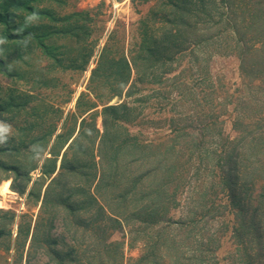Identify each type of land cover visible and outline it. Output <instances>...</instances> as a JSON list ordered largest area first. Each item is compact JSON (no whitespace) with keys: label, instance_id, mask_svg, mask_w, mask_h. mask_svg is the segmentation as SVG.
I'll use <instances>...</instances> for the list:
<instances>
[{"label":"rangeland","instance_id":"rangeland-1","mask_svg":"<svg viewBox=\"0 0 264 264\" xmlns=\"http://www.w3.org/2000/svg\"><path fill=\"white\" fill-rule=\"evenodd\" d=\"M216 1L217 13L212 8L205 18H195L188 47L140 80L133 74L121 96L111 97L112 83L93 82L92 71L105 45L111 47L110 57L131 58L143 34L140 21L157 0H66L64 10L87 11L93 18L92 38L97 44L87 67L66 70L81 62L73 59L79 56V43L55 41L66 52L61 65L36 49L23 54L33 72L41 68L45 73L47 85L33 78L11 79L0 72V93L5 87L30 92L36 100L29 107L38 109L36 114L31 110L34 115L23 111L13 120L11 115L0 120V148L7 147L10 138L22 137V126L35 123L34 132L42 131L41 122L49 123L56 114L43 112L45 101L61 109L51 145L60 132L76 135L85 120L83 135L72 150L81 161L79 171L85 170L92 152V159L99 162L103 133L102 117L91 115L99 114L106 104L126 103V112L112 119L119 137L116 143L121 145L118 164L129 178L147 171L155 174L128 206L137 211L136 218L104 224L96 207H82L78 220L69 221H64L62 212L54 216L53 203L43 207L50 180L44 179L40 166L29 174L25 187L21 179L13 184L0 171V228L10 232L0 238V264H53L44 243L48 230L61 246L64 242L80 252L75 264H264V0L224 5L223 0ZM154 23L149 22L156 33ZM92 103L98 106L89 111ZM125 138L130 139L128 144H122ZM138 141L152 147L142 153ZM70 144L62 138L45 150L44 158L57 161L53 177ZM235 146H240L237 162L247 186L246 197L236 202L224 182L229 171L225 156ZM143 187L149 190L143 193ZM114 202L119 200L110 204ZM146 205L153 209L151 216L139 211ZM38 221L41 228L31 245ZM82 224L90 229L83 232ZM109 242L117 246L108 247Z\"/></svg>","mask_w":264,"mask_h":264},{"label":"trees","instance_id":"trees-1","mask_svg":"<svg viewBox=\"0 0 264 264\" xmlns=\"http://www.w3.org/2000/svg\"><path fill=\"white\" fill-rule=\"evenodd\" d=\"M159 1L157 0V3L150 8L147 16L140 21L141 26H143V34L139 40V47L136 52H133L131 58L125 54L119 58L110 57L111 47L109 45L104 46L97 66L92 71L91 80L94 82L98 79L102 84L110 82L115 85L111 97L122 95V92L129 86L133 74L140 80L147 71L152 70L157 65L166 64L172 54L182 52L187 48L188 35H190L188 31L196 26L194 21L198 15L200 19H203L202 17L208 16L207 12L211 14L212 8L215 10L214 13H217L218 4L216 0ZM232 2L234 0H223L222 5ZM65 3L66 0H0V72L2 74L8 78L25 82L33 78L38 83L47 85V82L43 80V77L46 76L45 73L41 71V68L33 72L23 54L26 50L28 52L36 49L45 57L49 56L50 62H57L58 65H61L66 57V52H63L64 45L56 44L55 41L79 43V56L73 59L74 61L80 59L81 62L78 66L73 65L72 68H65L66 70L83 71L87 67L97 44V40L94 41L92 38L94 30L91 23L93 18L87 11L64 10ZM151 20L155 22V25H158L156 33L155 29H153L154 32L151 30L149 24ZM89 38L90 40H88ZM134 84H136V78L129 87L128 97L131 96V89ZM5 88V90L2 88L1 91H3L0 93V120H5L7 115H11V120H13V117L23 111L29 112L30 115L37 113V106L29 107V105L34 104L33 100H36L33 94ZM97 106V103H92L89 111ZM104 106L99 114H93L90 117L94 119L99 115L102 117L103 133L98 147V163L92 159V152L90 160L84 167L85 170L79 171L81 161L72 151L83 132L82 127L85 120L82 121L80 130L76 135L69 130V134L60 132L51 145L58 124H60V118L57 116L61 109H57L53 105L48 106L43 101V112L56 114L49 123L45 120L41 122L42 131L40 133L36 134L32 129L35 123L30 126H22L19 129L20 133L21 135L23 132L25 134L20 138H10L9 141L12 142L7 147L0 148L1 173L5 174L8 179L12 178L13 184L21 179L25 187L29 184V174L40 166L44 179L50 180L45 190L42 206L46 207L53 203L57 207L53 211L54 216L62 212L64 213V221H69L71 218L78 220L76 215L82 207L87 210H94L96 207L97 210L95 211L104 218V224L117 222L119 218L123 220L136 218L137 211L131 212L128 206L130 202L134 201L135 193L139 191L140 186L146 180L149 183L155 174L152 171H147L140 173L136 178H129L128 172L122 171V166L118 164L121 145L116 143L119 137L115 133L116 124L112 122V119H117L122 111L126 112L128 105L123 103ZM31 110L34 114L30 113ZM22 123L24 124L25 121L23 120ZM93 125L92 131L97 136L99 133H97L95 124ZM65 129L66 125L63 124L62 131ZM26 138L29 139L28 142H26ZM62 138L66 140V144L70 142L71 144L68 152L63 155L59 172L53 177L57 171V161L56 159L44 158V152L49 145L54 147ZM129 140L128 138L123 139L122 144H128ZM138 147L144 153L152 145L138 141ZM239 147H233L230 150L231 153H227L226 160H224V164L229 166L224 182L230 187L234 202L242 201L247 195V186L240 175L239 163L237 162ZM147 187H143L141 191L147 192L149 190ZM13 188L18 189L14 186ZM20 189L19 191H21ZM114 200H119V202H114L117 203L115 208L114 203L110 204ZM243 207L247 208L246 205ZM144 210L148 216H151L153 209L150 210L146 205L139 211ZM4 217H8V215L5 214ZM9 219L12 221L13 216L11 215ZM82 226H84L82 227L83 232L90 229L88 224H82ZM40 228L38 221L35 224V233L31 245L34 244ZM21 233L20 227L19 236ZM9 235V231L0 228V238L9 237ZM44 236L46 253L53 264H75V258L80 253L75 246L64 242L61 246L58 238L50 235V230ZM16 246L20 247L21 244L17 241ZM107 246L116 247L117 243L109 242ZM88 254H90L89 251ZM80 255L83 256V253L81 252Z\"/></svg>","mask_w":264,"mask_h":264},{"label":"clouds","instance_id":"clouds-1","mask_svg":"<svg viewBox=\"0 0 264 264\" xmlns=\"http://www.w3.org/2000/svg\"><path fill=\"white\" fill-rule=\"evenodd\" d=\"M30 19H33V17H30Z\"/></svg>","mask_w":264,"mask_h":264}]
</instances>
